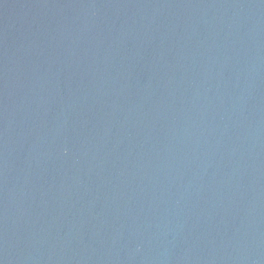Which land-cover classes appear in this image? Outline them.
I'll use <instances>...</instances> for the list:
<instances>
[{
  "label": "water",
  "instance_id": "water-1",
  "mask_svg": "<svg viewBox=\"0 0 264 264\" xmlns=\"http://www.w3.org/2000/svg\"><path fill=\"white\" fill-rule=\"evenodd\" d=\"M0 264H264V0H0Z\"/></svg>",
  "mask_w": 264,
  "mask_h": 264
}]
</instances>
